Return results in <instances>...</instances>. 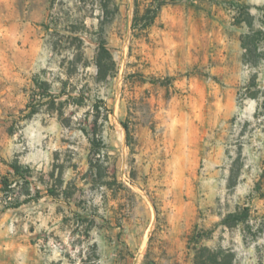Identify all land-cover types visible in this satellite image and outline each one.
I'll return each mask as SVG.
<instances>
[{
  "label": "rangeland",
  "instance_id": "obj_1",
  "mask_svg": "<svg viewBox=\"0 0 264 264\" xmlns=\"http://www.w3.org/2000/svg\"><path fill=\"white\" fill-rule=\"evenodd\" d=\"M150 1L0 0V264H195L196 230L264 264V0H168L135 32Z\"/></svg>",
  "mask_w": 264,
  "mask_h": 264
},
{
  "label": "trees",
  "instance_id": "obj_2",
  "mask_svg": "<svg viewBox=\"0 0 264 264\" xmlns=\"http://www.w3.org/2000/svg\"><path fill=\"white\" fill-rule=\"evenodd\" d=\"M168 0H151L150 3H148L146 9L143 12H140L139 10L136 11L135 16L132 20V29L135 32L143 33L147 32L155 23L156 19L159 17L161 10L164 6L168 5ZM104 23L102 22V27L100 31V42L97 49L95 64L98 70V78L99 79H106L108 76H110L111 72H114L116 68V61L114 59L113 54L111 53L110 49L107 47L106 41L103 37L104 33ZM251 27V26H250ZM256 33H250L246 35L243 38V48L245 49V57L246 59L256 64L258 61L259 56L256 55L257 49L255 48V43L257 42L256 39ZM36 85L38 88H41V91H45V89H42L41 86L42 83L40 81L36 80ZM41 96L44 98L46 96H52V95H46L41 94ZM103 110L107 111L106 104L103 100H99L96 103L93 104V115L94 118L92 120L93 127L96 129L98 126L99 118L101 116H104V118L108 117V113ZM128 131V127H126ZM96 132L94 133V139L93 143L98 142V139L96 137ZM15 178L17 177H23L22 169H25V171L28 173L26 175L25 182L27 184L26 192H27V202L31 201H38L40 198H42V194L40 190L36 189L35 194L33 195L30 191V185L32 184L29 181V178H31V170L29 167L23 168L19 166L16 163H13L12 165ZM28 176V177H27ZM261 179L264 180V170L261 176ZM12 184H7V187H10ZM230 185L232 187H235V181L233 178L230 180ZM10 189V188H9ZM11 190V189H10ZM47 192L50 196L56 197V190L53 187H48ZM249 207H244L242 210L236 211L234 213L228 214L225 219H223V224L229 227L238 225L249 217ZM207 236V233L202 231H195L192 235V237L189 240V249H192L194 251V263L195 264H233V253L225 250H212L209 247L202 246L198 247L201 240L205 239ZM193 246V247H190Z\"/></svg>",
  "mask_w": 264,
  "mask_h": 264
}]
</instances>
